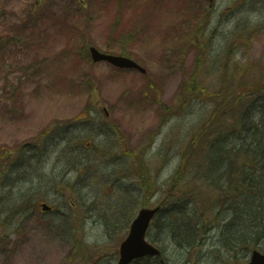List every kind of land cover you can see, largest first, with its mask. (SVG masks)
Returning a JSON list of instances; mask_svg holds the SVG:
<instances>
[{"label": "rangeland", "instance_id": "rangeland-1", "mask_svg": "<svg viewBox=\"0 0 264 264\" xmlns=\"http://www.w3.org/2000/svg\"><path fill=\"white\" fill-rule=\"evenodd\" d=\"M89 46L147 73L93 63ZM245 88L252 98H237ZM263 101L264 0H0V264H115L125 224L169 188L197 199L149 232L165 264L237 263L264 205L258 219L234 214L227 181L213 191L193 165L209 152L190 153L264 144ZM242 155L226 158L245 166Z\"/></svg>", "mask_w": 264, "mask_h": 264}, {"label": "water", "instance_id": "water-1", "mask_svg": "<svg viewBox=\"0 0 264 264\" xmlns=\"http://www.w3.org/2000/svg\"><path fill=\"white\" fill-rule=\"evenodd\" d=\"M91 56L94 61L106 60L116 66L126 68H138L132 61L122 58L101 54L94 48H90ZM157 209H143L139 212L137 219L134 221L129 237L122 243L120 253L121 260L119 264H128L133 258L146 254H155L157 251L143 241V234L147 224ZM254 264H264V257L254 256Z\"/></svg>", "mask_w": 264, "mask_h": 264}, {"label": "trees", "instance_id": "trees-1", "mask_svg": "<svg viewBox=\"0 0 264 264\" xmlns=\"http://www.w3.org/2000/svg\"><path fill=\"white\" fill-rule=\"evenodd\" d=\"M215 119H217V117L214 118V121H216ZM214 121H212V122H214ZM256 121L257 120H255V122ZM241 127L243 128V125H241ZM262 127H264V126H262ZM251 129H252V126H245V130H249L250 131ZM240 146H242V148H246V149H242L245 154L251 153L250 150H253L255 153L262 154L260 152V149L262 148L261 144L258 147H255V145L247 142V143H245L243 145L241 144ZM239 148H241V147H239ZM259 156H264V155H259ZM259 156H257V157H259ZM258 164L255 167L257 171H258ZM262 166H264V162H262ZM213 170L217 171V169H213ZM232 171L236 172L237 169L233 168ZM239 173L242 175L241 171H239ZM263 174H264V172H263ZM263 174H261L262 176L260 175V176H258L256 178L258 186L264 185V183H263V180H264L263 176L264 175ZM214 182L217 183V180L215 179ZM248 182H249V178L248 177H246L245 180L241 179V180L238 181V183H236V187H237V189H239V191H240V193L242 195V200L245 203V204L242 205V209L241 210L247 216L255 217L256 211H257V209H259V206H254V204L253 205L249 204V199L246 198V189H250L251 188V186H248ZM245 186H246V188H245ZM263 191H264V188H263Z\"/></svg>", "mask_w": 264, "mask_h": 264}]
</instances>
